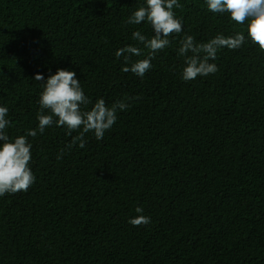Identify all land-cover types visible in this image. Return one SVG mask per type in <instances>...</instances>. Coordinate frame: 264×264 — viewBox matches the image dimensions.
Here are the masks:
<instances>
[{"label":"trees","instance_id":"1","mask_svg":"<svg viewBox=\"0 0 264 264\" xmlns=\"http://www.w3.org/2000/svg\"><path fill=\"white\" fill-rule=\"evenodd\" d=\"M178 2L184 31L141 79L115 53L142 47L134 31L153 35L147 22L126 23L145 0H0L10 139L38 125L37 74L76 72L92 101L82 110L140 97L83 149H68L72 137L55 126L29 137L36 179L0 197V264H264V53L250 41L222 49L218 72L183 81L184 34L247 39V24L210 13L206 0ZM138 215L151 223L132 226Z\"/></svg>","mask_w":264,"mask_h":264},{"label":"clouds","instance_id":"2","mask_svg":"<svg viewBox=\"0 0 264 264\" xmlns=\"http://www.w3.org/2000/svg\"><path fill=\"white\" fill-rule=\"evenodd\" d=\"M206 5L210 13L228 14L236 25L247 24V39L244 32H236L232 36L218 33L207 42H197L195 37L184 34L179 39L177 56L183 58L181 78L185 82L218 72L217 65L211 61L217 59L222 49L238 50L250 41L264 53V0H206ZM181 7L178 0H145V4L127 18L128 25L147 22L153 35L148 38L141 31H134L131 39L142 47L128 45L116 51V58L122 59L126 65L122 68L123 72H131L142 79L152 69L151 61L170 46L171 38L181 37L184 31L183 23L174 12V8ZM141 56L145 58L133 62V57ZM34 80L42 86L38 99V125L35 129H28L23 135L10 139L7 134L11 123L7 119L9 110L7 107H0V197L27 192L35 182L36 178L30 168L33 145L29 142V137L43 135L46 129L55 126L65 129V134L72 137L66 146L68 149L77 144L83 149L87 143V133L91 132L96 140H102L105 132L116 123L118 111H126L130 107L128 101L140 99L139 96L126 97L108 107L101 98L90 110H82L92 104V101L85 95L76 72L57 69L47 80L40 74H37ZM74 132L78 135L73 136ZM63 152L64 149H61L57 159L62 158ZM135 211L140 214L143 209L137 207ZM128 222L134 227H139L150 224L151 218L138 215Z\"/></svg>","mask_w":264,"mask_h":264}]
</instances>
